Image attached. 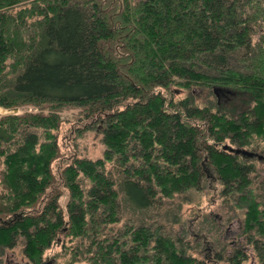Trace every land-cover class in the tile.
I'll list each match as a JSON object with an SVG mask.
<instances>
[{
  "label": "trees",
  "instance_id": "1",
  "mask_svg": "<svg viewBox=\"0 0 264 264\" xmlns=\"http://www.w3.org/2000/svg\"><path fill=\"white\" fill-rule=\"evenodd\" d=\"M102 2L0 0V108L39 110L0 117V250L23 239L30 262L48 264L69 239V264H208L163 225L122 221L202 191L209 173L262 227L256 166L229 148L264 141V0ZM197 89L217 102L197 104ZM222 90L253 106L230 115ZM69 108L85 120L78 137L100 132L102 157H63Z\"/></svg>",
  "mask_w": 264,
  "mask_h": 264
},
{
  "label": "rangeland",
  "instance_id": "2",
  "mask_svg": "<svg viewBox=\"0 0 264 264\" xmlns=\"http://www.w3.org/2000/svg\"><path fill=\"white\" fill-rule=\"evenodd\" d=\"M103 5H107L108 9L114 7L116 0H103ZM134 3L141 0H132ZM259 34L256 35L258 38ZM209 91L203 89H197L195 91L196 103L205 105L210 101H214L215 97L210 95ZM179 97L185 95V93L177 94ZM248 98L243 100L242 104L236 109L243 111L248 107L253 106V102H248ZM215 102L216 99H215ZM221 108L226 110L227 113L231 112L230 106L222 100ZM39 110L33 106H25L17 108L16 110H6L0 108V117L7 114L23 115L24 113H37ZM47 111H45L46 113ZM63 120L59 134V143L61 145V151L68 157L69 153H75L89 158L98 159L103 156L104 146L102 143L101 135L99 131L85 132L81 137L77 135V128L81 127L84 123V119L80 114V110L77 108L65 109L59 112ZM228 142V141H227ZM230 144V142H228ZM251 147L255 148L259 153H264V141L254 136L253 144ZM261 151V152H260ZM65 158H63L65 160ZM61 164L62 160L57 161L56 164ZM256 166V172L249 175L252 181L251 186L261 192L257 201H260L264 208V164L254 162ZM54 165V170L57 172V165ZM2 170V164H0V171ZM216 176L214 175L213 178ZM202 191L190 190L184 194L176 195L173 200L162 199L160 205H154L152 209L147 210L146 213L131 215L126 214L122 223L127 220L139 221L144 220V223L163 225L166 231L173 232L181 237L185 243L190 245V249L187 251L191 256L204 262L208 258L216 257V253H221L224 258H228L230 254L234 253L237 249L235 246L241 243V246L245 247L249 244L245 243L248 240V234H245L241 228L243 227V220L245 216V209L237 204L236 193L228 198L222 196L224 187L218 180L206 178L203 184ZM251 188V189H252ZM260 189V190H259ZM62 197L60 198V205L65 208L68 202V191L61 187ZM256 197V194H255ZM254 197V198H255ZM231 198V199H230ZM256 199V198H255ZM261 207V208H262ZM140 212V211H139ZM261 215L259 218L261 219ZM260 227H256L255 231L251 232L254 239L264 240L261 236ZM259 229V230H258ZM200 238V239H199ZM204 238L208 243H203ZM65 242L66 246H75L76 240L69 242V239ZM63 242L59 245L52 247L46 252L45 262L48 264H69L71 262L70 254L67 249L63 247ZM25 241L20 239L17 246L12 249L0 250V259L2 264H32L30 260L24 255ZM252 249L248 251V261L244 264H251L252 260L256 258L253 255ZM225 259V260H226ZM74 264H88L86 261H80ZM218 264H230L228 261H221Z\"/></svg>",
  "mask_w": 264,
  "mask_h": 264
},
{
  "label": "flooded vegetation",
  "instance_id": "3",
  "mask_svg": "<svg viewBox=\"0 0 264 264\" xmlns=\"http://www.w3.org/2000/svg\"><path fill=\"white\" fill-rule=\"evenodd\" d=\"M222 99H224V101L228 104V106H232L233 109L234 108L236 109L238 106H240L242 104L243 100L245 99V96H244V94H241L240 92H237V91L222 90V91L219 92V99H218V103L219 104L221 103ZM239 112H241V111H238L237 113H239ZM238 149L246 150L249 153H253L254 156L253 157H249V156H243L240 153L237 154L235 151L238 150ZM229 150L234 152L232 154L236 153L235 155H237L240 158L244 159L245 162H247L248 165L249 164H251V165L256 164L254 162H258V163L264 164V153L261 152V151H260L261 153H259L255 148H253L251 146H249V147L248 146L240 147V146L231 145ZM207 177L211 178V179H213L215 181L216 180L220 181L219 179H217V177L213 178L214 176L209 174V173H208ZM263 182H264V180H263ZM251 191H252V200L251 201L257 203L256 204L257 213H259V216L260 215L262 216L261 219L258 218V222H259L260 225H262V227L259 228L260 232H261L260 233L261 234L260 237L264 238V208L262 207L261 202L257 201V198L259 197L261 192L257 193V190L254 189V188H252ZM255 194H256V197H255ZM236 195H237V200H238L240 195H239V193H236ZM237 203H238L237 204L238 206H241V207H243L245 209V216H244V220H243V224H242L243 227L241 226L240 229H242L245 234H248L247 236H248V240L249 241L246 242V240H245V243L249 244V245L243 247V246H241V243L238 244V242H237V244L235 245V246H237L236 251L234 253L230 254V256L227 259L224 258L221 255V253H219V254L216 253L217 254L216 257L208 258L206 260V263H208V264H218V262H221V261H228L230 264H233V261H236L235 258H237V260H239V262L241 264H244V262L248 261V259L250 258L247 253L251 249L253 251L252 253H254L253 255H256V258L252 260L251 264H264V240L254 239V237H252L253 234L251 232L255 231V228L257 226H255V227H253L251 229L248 227V223L250 222V220H249L250 218H249L248 213L250 212V210L247 208L246 204H242L240 202H237ZM205 239L206 238H204L203 243H208V241H206Z\"/></svg>",
  "mask_w": 264,
  "mask_h": 264
},
{
  "label": "water",
  "instance_id": "4",
  "mask_svg": "<svg viewBox=\"0 0 264 264\" xmlns=\"http://www.w3.org/2000/svg\"><path fill=\"white\" fill-rule=\"evenodd\" d=\"M215 92H216V90H215ZM16 110V109H15ZM225 148H226V146H225ZM237 154L238 153H240V154H242L243 156H249V157H253L254 156V154L253 153H249L248 151H246V150H240V149H238V150H236L235 151ZM235 153V154H236Z\"/></svg>",
  "mask_w": 264,
  "mask_h": 264
}]
</instances>
